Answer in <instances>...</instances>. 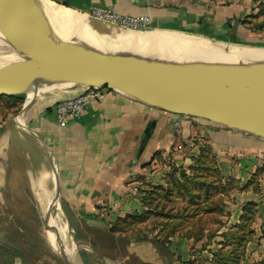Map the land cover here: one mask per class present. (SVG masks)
I'll use <instances>...</instances> for the list:
<instances>
[{
    "label": "crops",
    "instance_id": "1",
    "mask_svg": "<svg viewBox=\"0 0 264 264\" xmlns=\"http://www.w3.org/2000/svg\"><path fill=\"white\" fill-rule=\"evenodd\" d=\"M53 1L87 14L96 8H113L124 15L148 16L146 28L126 33L125 39L130 41L160 31L214 38L215 31H220L218 22L244 15L248 8V0ZM226 25L222 24L221 31ZM236 32L245 36L247 29L239 26ZM81 89L64 85L43 94L23 93L18 110L0 123L4 209L0 245L9 243L17 251L12 258L0 256V264H66L61 256L29 246L14 230V215L21 217L24 203L38 208L37 195L44 186L50 197L58 191L62 211L74 230L76 243L65 239L64 248L60 247L74 264H208L221 246L222 233L240 222L250 200L257 203V211L246 258L249 262L264 259L263 137L206 118L170 112L110 88L100 98L91 99L78 116L60 123L57 102ZM206 148L228 191L220 193L223 211L219 221L205 226L201 237L175 231L165 238L167 223L141 235L109 229L118 217L146 209L142 190L149 184L166 186L169 166L189 172ZM26 226L54 249L50 237L40 234L37 225ZM210 231L214 235L209 236Z\"/></svg>",
    "mask_w": 264,
    "mask_h": 264
},
{
    "label": "water",
    "instance_id": "2",
    "mask_svg": "<svg viewBox=\"0 0 264 264\" xmlns=\"http://www.w3.org/2000/svg\"><path fill=\"white\" fill-rule=\"evenodd\" d=\"M75 11L95 22H108ZM0 27L14 45V54L0 63V97L29 95L26 86L38 93L42 78L80 88L107 87L170 112L206 118L264 138V67L138 58L129 52L103 53L85 43H61L36 0H0ZM61 251L64 262L74 264Z\"/></svg>",
    "mask_w": 264,
    "mask_h": 264
},
{
    "label": "trees",
    "instance_id": "3",
    "mask_svg": "<svg viewBox=\"0 0 264 264\" xmlns=\"http://www.w3.org/2000/svg\"><path fill=\"white\" fill-rule=\"evenodd\" d=\"M246 20L242 21L246 24ZM259 28L261 26L251 30ZM2 97L21 104L25 94ZM166 179V186L149 184L148 188L142 190V202L146 206L143 212L120 216L110 223L109 229L118 234L141 235L167 223L165 238L175 231H181L186 236L201 237L205 226L219 221L218 215L223 211V196L220 193H227L228 190L222 186L214 157L208 148L201 151L195 163L189 167V172L186 168L173 166ZM256 206L257 203L252 200L245 203L240 222L222 233L221 246L213 252L212 262L208 264H264V259L249 262L246 258V245L254 233L252 223ZM208 235H214V232L210 231ZM1 245L0 256H15L17 251L9 243Z\"/></svg>",
    "mask_w": 264,
    "mask_h": 264
},
{
    "label": "bare ground",
    "instance_id": "4",
    "mask_svg": "<svg viewBox=\"0 0 264 264\" xmlns=\"http://www.w3.org/2000/svg\"><path fill=\"white\" fill-rule=\"evenodd\" d=\"M36 2L53 24L56 39L61 43L62 41L85 43L103 53L122 51L129 52L138 58L147 56L179 62L197 61L219 65L243 66L246 68L264 67V47L232 49L223 44L208 40L213 44L212 46L204 38L177 32L161 31L153 32L130 41L125 39L126 33L137 30L117 25L112 26L104 22H95L91 18H88L86 14H80L68 7L54 4L50 0H36ZM0 41L14 47L2 27H0ZM180 46L190 48L201 54V56L185 54L188 52ZM226 48L228 49L226 50ZM5 58L7 56L0 58V63ZM51 87L52 84L47 78H42L36 90L38 89V94H43ZM25 90L28 91L29 96L32 95V86H26ZM54 185L57 186L56 181H54ZM37 198L41 203L45 216L51 214L50 224L58 223V216L53 212L54 201L52 197L47 195L46 186L39 191ZM52 242L58 256L64 257L60 248L61 245L56 243L53 232Z\"/></svg>",
    "mask_w": 264,
    "mask_h": 264
},
{
    "label": "rangeland",
    "instance_id": "5",
    "mask_svg": "<svg viewBox=\"0 0 264 264\" xmlns=\"http://www.w3.org/2000/svg\"><path fill=\"white\" fill-rule=\"evenodd\" d=\"M90 15L96 17L93 14V10L90 13ZM98 18V17H96ZM100 19V18H99ZM243 19L246 20V24L242 21ZM102 20V19H101ZM107 24H110L112 26H121L125 27L128 29H135V30H141L143 28H133V27H128L124 24H117V23H109V22H104ZM227 24L224 28V31H221L222 24ZM239 26H243L247 29V34L245 36H238L237 35V28ZM258 30H251V28L255 27H260ZM217 28L220 29V31H215V33L221 35H216L214 38L212 36H201V37H206L207 39H215L220 42V44H223L224 46L230 47L232 49H239V48H253V47H264V0H248V8H247V13L244 15H239V16H234L229 18L228 20L218 22ZM221 37L220 39L216 37ZM207 42L210 43V41L207 40ZM211 44V43H210ZM213 46V44H211ZM181 48L185 49L187 52H192L195 53V55L201 56L198 52L193 51L190 48H186L183 46H180ZM228 48H226L227 50ZM14 54V49L12 46L2 43L0 41V58L6 57L8 55ZM7 54V55H6ZM52 84V87L48 89L52 90V88L57 87V86H64L68 85L67 83L64 82H50ZM46 91V92H48ZM45 92V93H46ZM18 106H20L19 102L16 103L14 100L8 99L6 97L0 98V123L13 115L17 110ZM173 171V166H169L167 171H166V177L169 172ZM52 200L54 201V209L53 212H55L58 216L57 221L58 223L56 224H50V219H47V216L43 213L42 206L40 201L38 200V205L39 207L36 208L33 204L28 203L26 205L24 203L23 210L21 217H19V213H16L14 215V230L17 234V236L26 244L29 246H32L34 249L38 250L39 252L42 253H53L58 256L57 252L55 249H51L46 245L44 241H42L39 237V235L34 231V229L29 228L28 223H31L33 226L37 225L38 226V231L40 234L47 235L50 237L52 241V232L54 233L55 237L58 235L59 239L55 241L60 243L58 245H61L62 248L63 242L65 241H70L73 242L74 244L76 243L75 238H74V230L72 229V226L69 223V220L66 218L65 214L62 211L61 207V202H60V196L58 194V191H56L55 195L52 196ZM2 203H1V197H0V213L4 209H2ZM1 216V215H0ZM51 217V216H50ZM66 223V225H65ZM65 227V232L64 228L63 230L60 228V226ZM52 231V232H51ZM57 233V234H56ZM63 238V239H62ZM0 239H2L0 237ZM3 241V240H2ZM53 243V242H52ZM54 248V246L52 245ZM75 246L72 247L74 249ZM78 249V246H77ZM203 264H205L203 262Z\"/></svg>",
    "mask_w": 264,
    "mask_h": 264
},
{
    "label": "built area",
    "instance_id": "6",
    "mask_svg": "<svg viewBox=\"0 0 264 264\" xmlns=\"http://www.w3.org/2000/svg\"><path fill=\"white\" fill-rule=\"evenodd\" d=\"M93 14L102 20L124 24L133 28H146L150 22L148 16L124 15L113 8H96L93 10ZM105 89L107 87H84L79 93L67 96L58 101L56 104V113L59 122L64 123L68 117L78 116L85 109L87 103L91 99L100 98Z\"/></svg>",
    "mask_w": 264,
    "mask_h": 264
}]
</instances>
